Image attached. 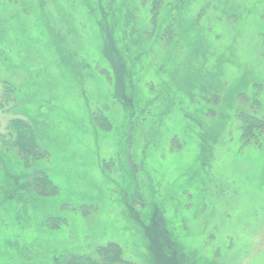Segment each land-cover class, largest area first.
<instances>
[{
	"label": "rangeland",
	"instance_id": "1",
	"mask_svg": "<svg viewBox=\"0 0 264 264\" xmlns=\"http://www.w3.org/2000/svg\"><path fill=\"white\" fill-rule=\"evenodd\" d=\"M197 60L220 95L209 122L204 83L208 108L187 104ZM5 84L0 133L29 120L60 193L24 196L7 230L23 245L0 264L109 244L134 264H264V132L243 139L236 115L245 91L264 119V0H0V103Z\"/></svg>",
	"mask_w": 264,
	"mask_h": 264
},
{
	"label": "trees",
	"instance_id": "2",
	"mask_svg": "<svg viewBox=\"0 0 264 264\" xmlns=\"http://www.w3.org/2000/svg\"><path fill=\"white\" fill-rule=\"evenodd\" d=\"M159 1L161 0H158V2ZM157 15V11H154L152 17L153 23H156ZM189 32H191V30H189ZM154 35H151L153 40L157 34ZM188 37H191V34H188ZM144 40L146 41V38ZM202 61L200 62L197 60L196 63L198 64L193 65L194 67L189 82H192V88L195 92L190 91V94L193 96L191 101H189V103L187 102V104L190 107L191 113H194L198 109L202 112L204 106H206V108L211 106V109L204 110L205 117H201L200 119L201 121L209 122V119H216H213V116L216 115L214 107L220 105V95L215 88L211 87V82L213 80H215L214 83H216V77L213 76L211 79H208L207 76L203 75L204 69L209 66L206 63L207 60H205V62ZM205 72L208 75L211 73L210 71ZM203 76L206 78H203ZM136 80L142 81L141 77L138 75ZM202 83H204L206 87L204 91H210L207 93L208 106L201 104L202 100L200 98L197 99L196 97L197 90L199 91L198 86ZM214 85L216 87V84ZM259 88V85L255 84L254 89L258 90ZM4 92L5 95H2L1 97L0 108L4 109L6 104L9 103H12V106H14V102L10 99V95L15 93V89L9 88L7 87V84H5ZM199 93L200 92H198V95ZM211 93L212 96H209ZM237 99L241 104L243 102L249 103L251 107L250 113L245 110H240V112L238 111L236 114L243 122L242 138H245L247 141L257 140L259 138L257 132H259V134L264 132V119L261 117V115L263 116L262 104L255 94L249 96L245 91L239 92L237 94ZM201 105L203 106L200 108ZM11 110L12 107L8 111L11 112ZM207 112L209 113L207 114ZM136 115L138 116V113ZM97 116L96 114L92 115L93 123L95 122L96 124H99L101 128L105 129V131L110 130V123L105 121L101 116L100 118ZM10 154L13 155V159L11 160L10 157H8ZM49 159L50 154L43 149L40 135L29 120L19 117L13 118L8 122L5 130L0 133V210L4 213L0 217V246L2 247L1 244H3V251L0 249V262L7 258V255L4 254L5 249L9 250L8 252L16 254L20 251V248L23 245L17 239L16 235L11 236L7 230L12 228V224H16V222L20 224L22 222V218L25 215H23V209L27 208L28 205L25 199L28 196H33L35 201L37 200L39 202V200H48L60 193L58 185L51 180L49 174L45 170L39 167L40 164L44 165L49 162ZM5 163L7 167L9 164L11 169L15 171V175H10V177L6 175L7 168ZM25 195H27L26 198L24 197ZM12 204L18 208L13 209V216L11 218L5 217L7 215V213L5 215V212H8L11 209L8 206ZM28 208H31V205H28ZM10 243L12 244L11 246H9ZM53 264L134 263L124 258L123 250L119 245L109 244L105 247L99 248L95 256H66L60 261L54 259Z\"/></svg>",
	"mask_w": 264,
	"mask_h": 264
}]
</instances>
